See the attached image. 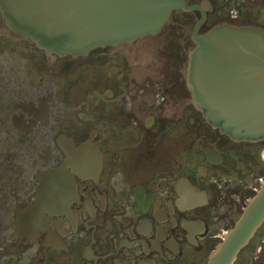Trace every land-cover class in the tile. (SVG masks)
I'll return each mask as SVG.
<instances>
[{
    "label": "flooded vegetation",
    "instance_id": "flooded-vegetation-1",
    "mask_svg": "<svg viewBox=\"0 0 264 264\" xmlns=\"http://www.w3.org/2000/svg\"><path fill=\"white\" fill-rule=\"evenodd\" d=\"M188 5L79 57L47 54L0 12V264H207L235 226L264 181V141L205 121L189 55L203 13L199 35L264 31V0ZM244 250L234 264H264V224Z\"/></svg>",
    "mask_w": 264,
    "mask_h": 264
},
{
    "label": "water",
    "instance_id": "water-1",
    "mask_svg": "<svg viewBox=\"0 0 264 264\" xmlns=\"http://www.w3.org/2000/svg\"><path fill=\"white\" fill-rule=\"evenodd\" d=\"M189 0H0L7 27L58 56L154 35ZM190 52L187 83L205 121L235 141H264V31L219 24L199 35ZM264 224V181L207 264H234Z\"/></svg>",
    "mask_w": 264,
    "mask_h": 264
},
{
    "label": "rangeland",
    "instance_id": "rangeland-1",
    "mask_svg": "<svg viewBox=\"0 0 264 264\" xmlns=\"http://www.w3.org/2000/svg\"><path fill=\"white\" fill-rule=\"evenodd\" d=\"M160 38H162V37H156V38H154V39H160ZM244 262H246V261H244V260H242L240 263H242V264H244Z\"/></svg>",
    "mask_w": 264,
    "mask_h": 264
},
{
    "label": "trees",
    "instance_id": "trees-1",
    "mask_svg": "<svg viewBox=\"0 0 264 264\" xmlns=\"http://www.w3.org/2000/svg\"><path fill=\"white\" fill-rule=\"evenodd\" d=\"M244 252H245V250L241 252V255H243V254H244Z\"/></svg>",
    "mask_w": 264,
    "mask_h": 264
}]
</instances>
